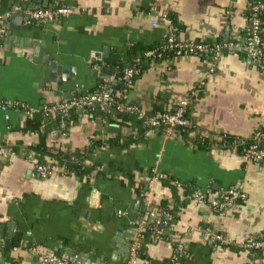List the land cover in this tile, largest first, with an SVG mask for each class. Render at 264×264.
I'll list each match as a JSON object with an SVG mask.
<instances>
[{"label": "crops", "instance_id": "1", "mask_svg": "<svg viewBox=\"0 0 264 264\" xmlns=\"http://www.w3.org/2000/svg\"><path fill=\"white\" fill-rule=\"evenodd\" d=\"M42 3L0 0V14L7 16L0 33V147L23 149L14 158L0 156V253L7 250L12 258L0 257V264H36L30 247L53 251L66 260L64 254L72 253V259L81 264H126L132 223L156 220L149 218L154 213L135 191L152 170L203 193L238 185L244 198L222 217L208 205H189L176 225L164 224V239L145 241L140 255L164 264L181 244L183 264H245L254 254L247 256L241 244L264 235V163L245 164L235 150L203 149L193 142H212L222 135L247 141L264 127V72L239 47L238 52L228 50L242 42L247 1L48 0L47 7ZM16 6L22 13L60 8H70L73 13L46 23L26 24L23 18L20 25L19 21L9 22ZM161 14L172 16L180 42L202 43L213 51L207 57L193 54L153 61L131 83L125 101L148 112L155 104L172 112L182 97L204 82L200 98L190 106L188 117L194 128L186 142L178 134L165 139L162 130L156 135L147 130L136 137L131 124L80 116L68 128L66 138H60L57 126L47 125L43 131L47 147L71 155L84 151L93 138L104 145L85 156L84 174L40 177L21 156L38 164L54 163V159L27 153L41 136L37 127L24 128V118L43 122L45 106L77 99L113 82L120 90L122 75L112 64L124 59L133 45L161 43L167 25L158 22L155 28L151 26L153 18ZM214 55H218L215 62ZM48 60L59 67L58 73L49 68ZM118 135L123 140L132 137V143L106 145ZM178 193L175 187L158 182L153 203L178 202ZM118 212L125 215L118 216ZM205 229L222 235L225 245L213 249ZM8 236L11 249L4 248Z\"/></svg>", "mask_w": 264, "mask_h": 264}, {"label": "built area", "instance_id": "2", "mask_svg": "<svg viewBox=\"0 0 264 264\" xmlns=\"http://www.w3.org/2000/svg\"><path fill=\"white\" fill-rule=\"evenodd\" d=\"M23 0H20L22 2ZM249 1V0H247ZM21 11L20 6H16L12 9V12ZM73 13L70 8H60V9H32V10H24V21L26 24L35 22V23H46L49 21H53L59 17H68ZM258 13H264V1L257 2L252 7V12L248 18V28L245 32V35L242 39L241 44H234L232 47L240 48L244 52L247 57V60L258 70L264 72V57L262 50L264 49V45L261 43L260 37L258 35V30L261 25L260 20L258 19ZM7 16L4 14H0V33L4 31L5 22ZM158 22L165 23L167 25L166 32V43L167 49L176 50L177 57H185L188 55H193L195 52L202 51H213L212 48L208 47L205 44H193V43H184L180 41H176L175 32L176 29L172 27L167 21L166 15H156L152 22V28L157 26ZM147 58H158L152 52L145 53ZM218 55L213 56V61H217ZM138 61H135V64ZM138 71L134 67H130L124 69L122 72V81L126 83V85H131V79L136 75ZM204 82H199L198 87H203ZM195 92L192 90L186 96L182 97L174 111L172 112H162L155 113L153 115H148L147 111L140 108L135 107L133 105H129L126 101V92L112 91L110 86L104 85L97 91L83 95L77 99L70 100L67 102H60L53 105H48L44 107V115L46 117L51 115H60L62 117V121L60 122V130L62 133L60 134V138H63L66 131L65 119L68 114L72 110H80L84 111L87 107L96 106L97 109L101 112H106L112 105L115 104V110L119 113H125L129 115H133L137 120H140L142 124L147 128L149 135H156V133L161 129L163 132V137L165 139L174 138L177 135V129L179 128H190L192 125L185 117V110L190 105L191 96H195ZM6 106H13L10 102L5 103ZM25 116H28L29 111L25 110ZM264 140V134L261 135L256 132L253 136L252 143L245 149H243V153L240 156V160L245 163H264V152L259 148L260 140ZM240 145L245 144V141L240 140ZM104 145V144H103ZM102 145V146H103ZM0 156H8L10 158L16 157V154L11 151V149H5L0 147ZM21 158L27 159L30 164L33 166L37 174L42 178H47L55 174H60L62 176H68L69 174L63 169L60 168L53 163L46 164H38L34 159L30 157H26L22 155ZM167 176L152 170L150 175L146 178L144 186L145 193L143 196V203L146 208L151 209V213L157 215V213L164 214L160 212L157 206L153 203V195H154V187L155 184L160 182L161 180L166 179ZM176 187H178V183H175ZM208 194V195H207ZM208 196V201L206 202L205 196ZM244 193L243 189L234 185L228 189L221 190L215 193H202V192H194L191 195V206L198 207L201 205H208L209 209L218 217L224 216V214L231 208H233L236 204L235 202L238 199H243ZM118 216H124L125 213L118 212ZM133 227V236L128 248V258L126 264H138L139 255L143 246L144 234L146 233V224L139 220L137 222L132 223ZM154 242L160 240V231L154 228ZM204 234L208 239L209 245L212 246L213 249L217 247L225 245V239L222 235H216L211 233L210 230L205 229ZM3 244V239L0 237V249ZM241 248L245 254L250 252H260V256L258 258L247 257L245 259V264H264V235L259 234L255 237L249 238L245 240L241 244ZM29 252L35 256L36 264H73L70 261L66 260L63 257L58 256L53 251H41L38 247H30ZM248 252V253H246ZM183 253V245L178 244L172 256L169 259L170 264H183L182 254ZM249 256V255H247Z\"/></svg>", "mask_w": 264, "mask_h": 264}, {"label": "trees", "instance_id": "3", "mask_svg": "<svg viewBox=\"0 0 264 264\" xmlns=\"http://www.w3.org/2000/svg\"><path fill=\"white\" fill-rule=\"evenodd\" d=\"M247 1V0H246ZM264 0H249L247 1V5L244 11V15H245V19L247 22V28H248V18L252 12V7L254 6L255 3L257 2H262ZM258 19L261 22V25L259 27L258 30V35L260 37L261 43L264 45V36H263V29H264V13H258L257 15ZM167 21L169 22V24L174 27L176 29L175 32V38L176 41L179 39L177 38V34H178V28L175 25L173 18L171 15H166ZM247 30V29H246ZM246 32V31H245ZM245 33L243 34L244 37ZM147 52H152L155 56H158V58H147L145 56V53ZM263 52V57H264V49L262 50ZM194 54L197 55H201L203 56H209L211 53L209 51H200V52H195ZM245 55V54H244ZM176 56V50H170L167 49V43H166V36L165 38L161 41V43L157 44V45H152V46H142L140 44H136L133 45L131 47H129V49L127 50V52L124 54V59L118 60L116 62H114V67L117 69V71L119 72V74L122 75L123 70L125 69L126 66H129V68L134 67L138 73L136 75H134V77L131 79V82L134 81L135 78H137L141 72L143 70H145L148 65H150L153 61L154 62H158V61H163V60H168L172 57ZM245 58L247 59L246 55ZM135 61H138L135 64ZM102 85V84H100ZM99 85V86H100ZM128 85H126V83H122L120 90H118L119 92H127L129 90ZM196 94L195 96H191V102L190 105L186 108L185 110V117L188 119V121L190 122V124L192 125L190 128H179L177 129V134L179 137H181V139L186 142L187 136L189 135V133L191 132V130L194 128L193 124L191 122V120L188 117L189 114V110H190V106L191 104L194 103L195 100L199 99L201 96V92H202V87H196L193 90ZM165 112L161 109V107L157 106L156 104L152 107V109L147 113L148 115H153L155 113H162ZM24 115V114H23ZM80 116H86V117H90V118H99V119H105L107 121H110L112 119H117L120 122L123 123H128L131 124L132 126H134L137 130V136L136 137H140L142 136L146 131L147 128L142 124V122L140 120H137L133 115H129V114H125V113H119L115 110V104L112 105L110 107V109H108L106 112H101L98 109L96 110L95 108H93V106L87 107L84 111H80V110H72L67 118L65 119V124H66V131H65V135L63 138H66L68 136V128H70V126L73 124V122L78 119V117ZM43 122L42 121H36V119H33V117H25L24 118V122L25 123V129L27 131L29 130H33L35 127H37L39 130V134L40 140L36 145L30 146L27 149V153L29 151V154L32 157H35V155L41 154L43 153L46 156H49L51 158L54 159V165L63 168L69 175H74V176H79L85 173V168L83 167L82 163L83 160L85 158V156L89 153H93L95 151H97L99 148H102V143L97 140L96 138H93L92 142H90V144L88 145V147L81 152H76L73 153L71 155L66 154L64 151L61 150H55L53 148L47 147L45 141H46V134L43 133V131L47 128V125L49 124H54L55 126H57L60 130V122L62 121V117L60 115H51L46 117L45 115H43ZM161 131V129H159V132ZM62 133V130H60V134ZM259 133L261 135L264 134V127L262 129L259 130ZM121 135H118V137H116L115 140L113 141H109L106 143V145H108L109 147H114V146H121V147H126L129 144L132 143V137H130L129 139H125L123 140V138H121ZM252 139H249L247 141H245V144L240 145L238 139L234 138L233 136L230 135H222L220 137H218L216 140L214 141H207V140H200V139H196L193 143L195 144V146H197L198 148H203V149H210L212 147L218 148V149H222V150H235L236 154L240 157L243 153V149L247 148L251 143H252ZM259 148L264 152V140H260V144H259ZM14 153H20L21 151L19 150H23L20 147L19 148H12L11 149ZM26 151V150H25ZM24 153V151H23ZM150 175V173H149ZM162 186L165 187H175V189L177 191H179V196H178V202H172L170 203L168 200H160L157 208L159 209L160 212H163L164 214H160L157 213V217L156 220L153 221L150 224H146V233L144 234V241L143 244L145 243V241L148 238H152L154 237V228L158 229L160 231V240L164 239L166 236L164 235L165 233V226L164 224H169V227H172L174 225L177 224V222L180 219V215H182V213L184 212L185 209L188 208V206L191 204V195L192 193L198 191L200 192V190L197 189V187H194L192 185L190 186H186L184 184H182L181 182H177L175 181L172 177H167L164 180L160 181ZM175 183H178V187H176ZM138 187L136 188V193L140 198H143L144 193H145V186L144 184H139L136 185ZM203 193V192H202ZM208 195V194H207ZM205 196V200L206 202L208 201V196ZM173 247L175 248V244L173 245ZM7 250H3L0 253V257H2V259L5 260H12V258L8 255ZM248 253V252H246ZM254 252H250L247 255H250ZM260 252H256L254 254L255 258H258L260 256ZM139 261H141L143 264H154L151 261H149L147 259V257H144V255H140L139 256ZM10 264H15V262H11ZM164 264H170L169 260H167Z\"/></svg>", "mask_w": 264, "mask_h": 264}, {"label": "water", "instance_id": "4", "mask_svg": "<svg viewBox=\"0 0 264 264\" xmlns=\"http://www.w3.org/2000/svg\"><path fill=\"white\" fill-rule=\"evenodd\" d=\"M48 5V0H43V3H42V6L43 7H47ZM25 17V14L22 13L21 11H16V12H11L10 13V16H9V22L10 23H13V22H20V25H22V21H23V18ZM228 50L230 51H240L239 48H228ZM243 52V51H242ZM49 61V60H48ZM45 63L47 62L46 60V57H45ZM48 65H49V68L52 70V71H56L58 73L59 71V67L56 66L53 62L49 61L48 62ZM110 74V73H109ZM117 75L114 76V80L117 79ZM110 89L112 91H118L119 90V86L116 84V83H112L111 86H110ZM149 218H153V219H156V216L154 214H150L149 215ZM1 230H2V227L0 226V233H1ZM10 234V232H8ZM12 247V238L10 236L6 237L4 239V248L6 249H11ZM64 256L71 262V263H74V264H81L80 262H78V259H72L74 257H72V253H68L66 252L64 254Z\"/></svg>", "mask_w": 264, "mask_h": 264}]
</instances>
